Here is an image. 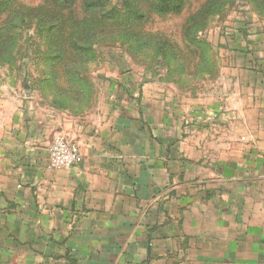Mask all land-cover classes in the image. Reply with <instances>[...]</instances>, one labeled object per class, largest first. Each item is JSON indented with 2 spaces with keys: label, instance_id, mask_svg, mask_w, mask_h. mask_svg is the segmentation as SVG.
<instances>
[{
  "label": "crops",
  "instance_id": "0c3cea01",
  "mask_svg": "<svg viewBox=\"0 0 264 264\" xmlns=\"http://www.w3.org/2000/svg\"><path fill=\"white\" fill-rule=\"evenodd\" d=\"M257 33L260 68L237 104L190 115L208 124L154 116L127 88L109 124L22 103L0 116V264H264V27ZM56 137L77 146L78 165L48 167Z\"/></svg>",
  "mask_w": 264,
  "mask_h": 264
},
{
  "label": "rangeland",
  "instance_id": "374dc122",
  "mask_svg": "<svg viewBox=\"0 0 264 264\" xmlns=\"http://www.w3.org/2000/svg\"><path fill=\"white\" fill-rule=\"evenodd\" d=\"M263 27L264 0H0V116L22 103L109 124L127 88L154 116L208 124L190 115L237 104Z\"/></svg>",
  "mask_w": 264,
  "mask_h": 264
},
{
  "label": "built area",
  "instance_id": "2783aa9c",
  "mask_svg": "<svg viewBox=\"0 0 264 264\" xmlns=\"http://www.w3.org/2000/svg\"><path fill=\"white\" fill-rule=\"evenodd\" d=\"M81 160L77 146L62 137H56L48 150V167L52 170L69 169Z\"/></svg>",
  "mask_w": 264,
  "mask_h": 264
},
{
  "label": "trees",
  "instance_id": "16d2710c",
  "mask_svg": "<svg viewBox=\"0 0 264 264\" xmlns=\"http://www.w3.org/2000/svg\"><path fill=\"white\" fill-rule=\"evenodd\" d=\"M162 9H164L163 11H166L167 10L165 7H163Z\"/></svg>",
  "mask_w": 264,
  "mask_h": 264
}]
</instances>
